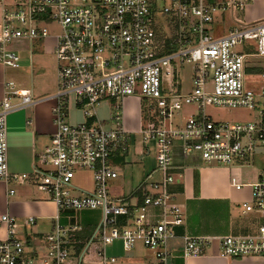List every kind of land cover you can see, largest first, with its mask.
Wrapping results in <instances>:
<instances>
[{"label": "built area", "instance_id": "2783aa9c", "mask_svg": "<svg viewBox=\"0 0 264 264\" xmlns=\"http://www.w3.org/2000/svg\"><path fill=\"white\" fill-rule=\"evenodd\" d=\"M255 0H0V66L16 70L19 57L12 44L21 39L43 41L47 27L56 25L53 50L56 91L51 118L55 126L48 145L36 155L30 173L13 174L7 166L6 121L16 110L33 103L28 90L9 81L0 98V182L31 184L57 208L50 232L22 238V229L35 224L29 216L21 224L0 215V264H81L96 245L100 264H115L104 248L120 241L130 251L137 242L153 252L155 264L174 257L169 243L174 227L182 224L180 207L171 202L167 186L172 152L198 154L205 164L246 165L254 152H264V86L254 93L245 77L259 73L264 80V16L245 19ZM228 12L235 27L214 38L215 15ZM241 13L242 19L234 18ZM251 46L252 52H248ZM250 59L262 60L258 66ZM190 66V90L181 91L180 68ZM260 70H258V69ZM127 99L139 102L143 140L155 144V167L129 197L110 196L108 183L118 176L111 157L128 148L123 124ZM108 102V115L97 110ZM185 107L194 110L181 115ZM205 107L255 111L251 123L212 122ZM71 111L82 121H69ZM179 116L175 120V116ZM76 170L92 175L91 192L72 184ZM160 173L159 181L152 174ZM230 186H243L231 178ZM251 201L244 212L264 218V174L250 185ZM139 198L140 205L127 202ZM156 209L157 213H152ZM100 211V221L77 251L81 231L79 213ZM62 212L66 223L62 224ZM38 241V246L35 245ZM216 242L221 258H264V221L253 236L182 237V257L201 256Z\"/></svg>", "mask_w": 264, "mask_h": 264}, {"label": "crops", "instance_id": "0c3cea01", "mask_svg": "<svg viewBox=\"0 0 264 264\" xmlns=\"http://www.w3.org/2000/svg\"><path fill=\"white\" fill-rule=\"evenodd\" d=\"M244 14L249 21L263 17L264 0H255L247 7ZM55 37L49 35L43 41L15 42L12 48L19 57L18 68L10 70L0 66V98L3 95L4 84L12 81L18 88L30 91L33 102L7 116V166L9 172L13 174L31 172L36 155L48 145L50 136L55 130L51 118V108L54 104L52 95L56 88L53 68ZM22 54L25 58H22ZM38 82L50 87L44 89L35 85ZM49 89H52V92L46 93ZM105 113L104 118L107 117L108 110ZM81 121L80 116L78 123ZM141 123L139 102L127 99L123 105V124L129 137L139 134ZM128 144H131L130 138ZM133 150L132 155L127 150L125 154L115 153L110 159V164L118 171L117 178L108 187L113 198L131 196L154 169V164L150 166L148 161L155 162V144L153 147L142 146ZM135 155L142 161L136 159ZM262 158L264 159L262 150L257 149L246 165L205 164L198 154L185 156L180 153L178 146L173 148L172 165L168 174L174 181L166 189L171 196V202L178 205L182 211V224L173 228L176 238L169 243V249L174 257L169 264H264V258H221L216 254V242H213L201 256L184 258L180 254L184 235L246 237L256 234L264 218L255 212H244L242 204L251 201L250 185L264 174ZM118 178L121 179L122 184L117 181ZM131 178L135 179L130 181ZM231 178L243 187L235 190L229 184ZM160 179V174H152V180ZM134 184L136 185L133 186ZM73 186L81 192H91L93 188L92 183L90 187ZM10 188L9 185L0 182V215L8 214L17 222H23L29 216L35 218V224L30 228L22 229L21 235L31 244L32 239L52 230L57 208L45 194L35 190L31 184L13 186V195L8 194ZM127 203L130 207L141 204L139 198L137 200L132 198ZM152 213L156 214L157 210L153 209ZM68 214L62 212L60 219L62 224L66 223L65 216ZM100 217L98 210H82L79 213L81 231L76 235L79 241L77 251L82 250L87 243ZM4 237L5 230L0 228V240ZM35 245L38 246V241ZM141 245L136 243L130 251L125 252L120 241H114L104 250L107 257L115 258V264H155L153 252ZM95 246L88 248L81 264H100Z\"/></svg>", "mask_w": 264, "mask_h": 264}, {"label": "rangeland", "instance_id": "374dc122", "mask_svg": "<svg viewBox=\"0 0 264 264\" xmlns=\"http://www.w3.org/2000/svg\"><path fill=\"white\" fill-rule=\"evenodd\" d=\"M242 17H244V16L241 13H236L234 15V18H236V19L241 20ZM245 19H247L246 16H245ZM234 24L235 23L233 21V18L230 16V14L228 12L224 13L223 15H215L214 21L210 25V32L212 31L214 38H218V37L224 36L225 34L228 33V31L230 29L234 28L235 27ZM47 30H48L50 36H57L59 34V30H58V27L56 25H51V26L47 27ZM21 40H24V39H21ZM248 52H252L251 46L248 48ZM22 58H25L24 54H22ZM250 61L254 62L255 64H258V66H262V60L250 59ZM46 65H48V64H46ZM190 73H191L190 66L185 65V66L180 68L181 91L184 93H186L190 90ZM36 84L38 86L43 87L44 89H48L50 87L49 85H45L44 83L38 82V83H35V85ZM245 86L247 89L252 90L254 93H258L260 87L264 86V80L259 77V73H256V74L254 73L250 76L248 75L245 77ZM54 91H56V88L54 89ZM50 92H52V89H49V91H47L46 93H50ZM101 107H100L101 109L99 108L100 111L97 112V115L101 119H105L104 118L105 114H106L105 111H107L108 107H109L108 102H104ZM193 110H194L193 107H185L182 110L181 115L185 116L188 113L193 112ZM254 112L255 111L242 109V108H235V109L215 108V107H205L204 108V113L206 114V116H208L212 122H217V123H251L255 119V113ZM180 116L178 113V116L177 115L175 116V120H177L178 117H180ZM69 121L73 122V123H78V121H80V114L76 111L70 110ZM129 138H130L131 144L128 145V147L129 146L130 147L127 148V150H129L131 152V155L133 154V151H134L133 149H135L136 147H139V148H142V146L153 147V145H154V142L151 140H143L141 134L131 135L130 137H128V141H129ZM263 154H264V152H263ZM134 157L136 159L142 161L139 156L135 155ZM262 162L264 163L263 158H262ZM148 163H149L148 165L151 164L150 166H153V164H154V167H155V162L153 163V161L149 160ZM156 174H160V173L156 172ZM91 176H92L91 173L86 171V170H76L74 177L72 178V184L79 186V187H90V185L92 183V177ZM132 179H135V178H131L130 181ZM118 180L120 182L121 179L118 178L117 181ZM111 182L112 181H110L108 183V187H110ZM135 185L136 184H134L133 186H135ZM109 193H110V191H109ZM110 196H111V193H110ZM130 201H131V199H130ZM19 223L21 224L22 222H19ZM137 243L141 245L140 242H137Z\"/></svg>", "mask_w": 264, "mask_h": 264}]
</instances>
